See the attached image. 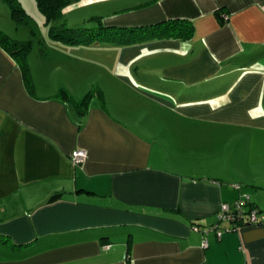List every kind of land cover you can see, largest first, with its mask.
I'll use <instances>...</instances> for the list:
<instances>
[{
    "label": "crops",
    "instance_id": "1",
    "mask_svg": "<svg viewBox=\"0 0 264 264\" xmlns=\"http://www.w3.org/2000/svg\"><path fill=\"white\" fill-rule=\"evenodd\" d=\"M90 6L118 41L35 54L32 92L0 48V264H264V225L216 220L264 212V0ZM95 83L80 123L55 96Z\"/></svg>",
    "mask_w": 264,
    "mask_h": 264
},
{
    "label": "rangeland",
    "instance_id": "2",
    "mask_svg": "<svg viewBox=\"0 0 264 264\" xmlns=\"http://www.w3.org/2000/svg\"><path fill=\"white\" fill-rule=\"evenodd\" d=\"M72 5V4H71ZM69 7V6H68ZM13 8H19L23 12H13ZM98 7L83 8H65L62 17L55 22L47 23L44 15L39 11L35 0H0V32H3L11 39L17 41L20 47L28 48V60L33 56L41 55V51L47 52L48 47H107L108 41L102 40L99 37L90 39V26L96 28L97 23H94L92 17ZM17 11V9H16ZM15 14V19L13 15ZM61 25L65 26L69 31L63 37L64 43L57 41L53 36L62 33ZM51 27H54L51 29ZM71 27V28H70ZM88 39L90 44H69L67 41L76 40L77 38ZM82 39V40H83ZM50 49V48H49ZM65 55L68 53L63 52ZM36 54V55H35ZM95 62L102 60L98 53H91ZM90 57V59H91ZM66 58H63L64 61ZM99 82V81H98ZM101 84H93L102 91Z\"/></svg>",
    "mask_w": 264,
    "mask_h": 264
},
{
    "label": "trees",
    "instance_id": "3",
    "mask_svg": "<svg viewBox=\"0 0 264 264\" xmlns=\"http://www.w3.org/2000/svg\"><path fill=\"white\" fill-rule=\"evenodd\" d=\"M37 7L39 11L44 15V17L47 20V23L55 22L56 20L60 19L62 17L63 10L70 6L71 4H75L79 2L80 0H35ZM17 9V11H16ZM13 12H22L19 8H13ZM24 15V14H23ZM13 18L15 19V14L13 15ZM94 21V23H97L98 26L96 28H93L90 26L89 34L90 39L94 37L100 38L102 40H106L108 42H116L118 41V33L115 31V29L112 28H106L102 21L103 19L100 17H93L91 21ZM54 27H51L53 29ZM71 28V27H70ZM60 29H62V33L59 35L53 36L55 40L57 41H63V37L66 36V34L70 35L68 32L71 31L67 29L65 26L61 25ZM80 37L76 40H69L67 43L69 44H90L88 39H83ZM64 43V42H62ZM0 48L4 50L18 65V67L21 70V73L24 78L25 85L27 89L32 92V81H31V75H30V68L28 64V48L27 47H20L19 43L13 39H11L9 36L4 34L3 32H0ZM40 54H45L44 51H41ZM102 91L99 89L93 87L89 89L83 97H81L79 100H74L70 93L66 91L65 89H60L57 94L56 98L69 103L73 109L76 112L77 118L79 122L81 123L82 120L85 118L91 101L95 97L102 98ZM56 197H54L52 200H55Z\"/></svg>",
    "mask_w": 264,
    "mask_h": 264
},
{
    "label": "built area",
    "instance_id": "4",
    "mask_svg": "<svg viewBox=\"0 0 264 264\" xmlns=\"http://www.w3.org/2000/svg\"><path fill=\"white\" fill-rule=\"evenodd\" d=\"M88 157L85 150H76L71 156V161L74 165H82ZM248 203V199L238 200L231 208L226 204H222L216 213V220L218 223L226 222L229 224V230L239 229L244 225L260 226L264 225V212L250 207L244 210ZM219 234V233H218Z\"/></svg>",
    "mask_w": 264,
    "mask_h": 264
},
{
    "label": "clouds",
    "instance_id": "5",
    "mask_svg": "<svg viewBox=\"0 0 264 264\" xmlns=\"http://www.w3.org/2000/svg\"><path fill=\"white\" fill-rule=\"evenodd\" d=\"M88 158V157H87Z\"/></svg>",
    "mask_w": 264,
    "mask_h": 264
}]
</instances>
